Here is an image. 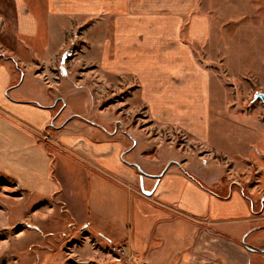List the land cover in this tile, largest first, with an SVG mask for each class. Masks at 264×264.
<instances>
[{"label":"crops","instance_id":"crops-1","mask_svg":"<svg viewBox=\"0 0 264 264\" xmlns=\"http://www.w3.org/2000/svg\"><path fill=\"white\" fill-rule=\"evenodd\" d=\"M200 2L0 0V174L28 196L57 200L50 220L59 234L70 220L80 234L124 244L137 264H264V206L255 211L264 166L247 196L217 175L253 172L243 163L258 155L244 151L262 134L253 118L212 122L211 54L220 58L223 40ZM74 44L83 46L75 75L66 63ZM197 48L209 58L199 61ZM96 77L134 83L136 106L159 136L66 117L76 88H100ZM163 131L184 147L165 143ZM213 155L226 166L208 163Z\"/></svg>","mask_w":264,"mask_h":264},{"label":"rangeland","instance_id":"rangeland-1","mask_svg":"<svg viewBox=\"0 0 264 264\" xmlns=\"http://www.w3.org/2000/svg\"><path fill=\"white\" fill-rule=\"evenodd\" d=\"M200 10L211 17L215 29L223 40L224 54L220 53V58L211 54L213 59L218 57L216 65L213 64L211 67L219 78L218 86L215 81L212 84V100L219 101L218 107L213 104L212 111L215 116L212 122L217 120V123L222 125L233 117L253 118L258 121V131L262 134L254 136L255 143L252 148L246 146L241 148V150L246 148L244 156L256 158L258 155V162L243 163L253 172H238L234 174V178L229 172L217 174L223 181L240 184L234 186L242 189L247 196V189L256 184L259 175L256 170L264 166V102L259 97V94L264 95V0H201ZM81 47L83 46L80 44H74L68 51L70 58L66 63L70 74L75 75L77 68L72 57L77 50H81ZM195 52L201 62L210 56L208 51H200L198 48ZM76 79L74 76L69 80L74 83ZM96 82L100 85L98 89L87 86L83 88L84 90L81 87L75 89L72 101L69 100L67 103L66 117L70 113H75L79 116L73 118L97 127L105 133L116 131L123 134L126 131L139 130L152 136H159V130L146 120L145 109L136 106L134 83L129 85L127 80L110 81L99 77L93 78V83ZM89 86H93L92 83ZM54 106L57 107L54 113L56 116L63 107L61 108L59 103ZM115 118H118V123H111ZM64 121V117L60 121L53 120L49 129L54 132ZM225 124L224 128L234 127ZM246 127L251 129L249 132H256L253 131L252 125ZM217 128L219 129L220 125ZM96 138L102 140L106 139V136L99 134ZM161 138L165 143L173 141L175 148L184 147L182 136L177 135L174 138L163 131ZM45 139L41 138L47 145ZM50 148L48 146L47 150ZM198 154L203 155L199 152ZM214 158V155L209 157L208 163L226 166V162L221 158L219 163L211 162ZM54 173L56 176V170ZM212 175L214 176V173ZM55 201L56 203L53 199L42 200L28 196L0 174V264H129L119 263L110 251V248L117 245L108 243L106 239L92 231L80 234L79 231L82 230L80 225H72L70 218L69 221L63 222L64 228H69V233L59 234L63 228L59 231L58 227H52L54 220H50L52 210L54 214L58 212L59 203ZM262 202L264 200L258 202L256 212L262 211L264 206ZM60 225L63 226L62 223ZM122 245L124 244H120ZM133 264H137V261Z\"/></svg>","mask_w":264,"mask_h":264},{"label":"built area","instance_id":"built-area-1","mask_svg":"<svg viewBox=\"0 0 264 264\" xmlns=\"http://www.w3.org/2000/svg\"><path fill=\"white\" fill-rule=\"evenodd\" d=\"M110 251L114 254L119 263H133L134 257L130 254L128 248L124 246H114L110 248Z\"/></svg>","mask_w":264,"mask_h":264},{"label":"water","instance_id":"water-1","mask_svg":"<svg viewBox=\"0 0 264 264\" xmlns=\"http://www.w3.org/2000/svg\"><path fill=\"white\" fill-rule=\"evenodd\" d=\"M259 97L262 99V101L264 102V95L263 94H259Z\"/></svg>","mask_w":264,"mask_h":264}]
</instances>
